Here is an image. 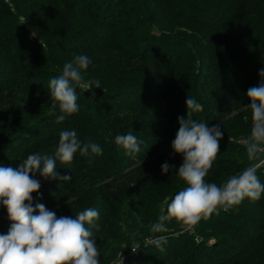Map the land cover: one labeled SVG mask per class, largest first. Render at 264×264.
Returning a JSON list of instances; mask_svg holds the SVG:
<instances>
[{"label": "trees", "instance_id": "obj_1", "mask_svg": "<svg viewBox=\"0 0 264 264\" xmlns=\"http://www.w3.org/2000/svg\"><path fill=\"white\" fill-rule=\"evenodd\" d=\"M78 54L92 60L85 80L102 89L77 88L80 111L57 123L48 81ZM261 69L264 0H0V166L52 154L59 133L75 129L102 155L57 161L54 180L37 173L33 206L57 217L97 209L100 264H264V194L188 229L173 219L150 230L186 187L176 174L183 156L171 144L187 96L201 105L193 118L224 133L206 182L221 185L264 160H249L243 146L246 93ZM129 132L140 142L134 158L114 142ZM165 162L174 167L162 173ZM256 167L264 183V162ZM65 175L72 179H59ZM9 227L0 206V233Z\"/></svg>", "mask_w": 264, "mask_h": 264}, {"label": "clouds", "instance_id": "obj_2", "mask_svg": "<svg viewBox=\"0 0 264 264\" xmlns=\"http://www.w3.org/2000/svg\"><path fill=\"white\" fill-rule=\"evenodd\" d=\"M91 64L88 55H75L64 63L59 75L48 81L50 114L57 108L61 113L57 123L80 111L77 88L83 92L101 88L98 79L85 80L84 73ZM259 76L260 83L249 87L246 93L250 101L247 107L251 111V129L243 139V146L251 161L264 158V69ZM186 107L187 115L178 118L179 128L171 144L173 152L183 156L176 174L186 187L171 198L166 210L151 224L153 233L164 231L166 222L173 219L182 225L195 226L221 210L240 205L246 198L257 201L264 194V183L254 164L231 175L221 185L206 182L224 133L219 126L209 127L208 123L193 118V113L201 109L194 97L187 96ZM114 142L129 157L134 158L140 151V142L132 132L117 135ZM77 152L81 156L89 153L99 156L103 149L91 140L82 142L75 129H65L59 133L52 154L34 152L15 167L0 166V206L6 209L10 221L7 233H0V264H100L101 252L92 231L98 227L97 209L89 207L73 216L57 217L41 203L33 206L32 194L41 188L40 181L34 178L36 174L45 180L57 179V161L69 165ZM171 167L174 166L165 162L162 173ZM59 179L68 182L72 177L65 175ZM156 244L160 246L161 240L157 239Z\"/></svg>", "mask_w": 264, "mask_h": 264}, {"label": "rangeland", "instance_id": "obj_3", "mask_svg": "<svg viewBox=\"0 0 264 264\" xmlns=\"http://www.w3.org/2000/svg\"><path fill=\"white\" fill-rule=\"evenodd\" d=\"M232 115H234L233 113H232ZM264 162V160L263 161H260L256 166H260L262 163ZM191 226H187V227H185V228H190ZM123 248H125V246H123ZM120 262V261H119ZM116 264H120V263H116Z\"/></svg>", "mask_w": 264, "mask_h": 264}]
</instances>
